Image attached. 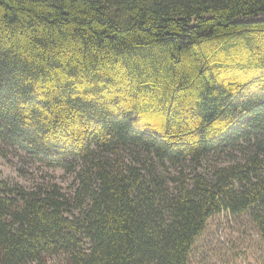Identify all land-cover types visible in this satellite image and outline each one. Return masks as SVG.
I'll use <instances>...</instances> for the list:
<instances>
[{"label":"trees","instance_id":"1","mask_svg":"<svg viewBox=\"0 0 264 264\" xmlns=\"http://www.w3.org/2000/svg\"><path fill=\"white\" fill-rule=\"evenodd\" d=\"M0 141L74 175L0 176V264H187L223 212L264 237V0H0Z\"/></svg>","mask_w":264,"mask_h":264},{"label":"rangeland","instance_id":"2","mask_svg":"<svg viewBox=\"0 0 264 264\" xmlns=\"http://www.w3.org/2000/svg\"><path fill=\"white\" fill-rule=\"evenodd\" d=\"M0 149L5 151V157L0 155L1 178L25 187L55 182L65 192L72 189L73 174L36 163L24 152L10 149L1 141ZM218 159L229 158L225 154L211 158L213 163ZM187 264H264V237L246 215L232 216L226 212L214 215L196 239Z\"/></svg>","mask_w":264,"mask_h":264}]
</instances>
